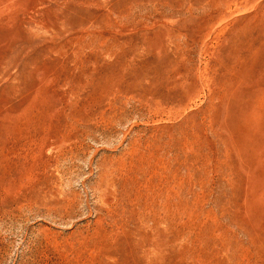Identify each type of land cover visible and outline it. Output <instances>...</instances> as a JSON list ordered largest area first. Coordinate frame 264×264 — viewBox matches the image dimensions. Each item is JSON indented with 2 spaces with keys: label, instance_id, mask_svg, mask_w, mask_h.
Masks as SVG:
<instances>
[{
  "label": "rangeland",
  "instance_id": "374dc122",
  "mask_svg": "<svg viewBox=\"0 0 264 264\" xmlns=\"http://www.w3.org/2000/svg\"><path fill=\"white\" fill-rule=\"evenodd\" d=\"M0 264H264V0H0Z\"/></svg>",
  "mask_w": 264,
  "mask_h": 264
}]
</instances>
